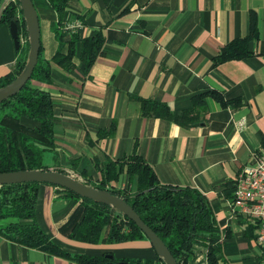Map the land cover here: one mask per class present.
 <instances>
[{"label":"crops","instance_id":"0c3cea01","mask_svg":"<svg viewBox=\"0 0 264 264\" xmlns=\"http://www.w3.org/2000/svg\"><path fill=\"white\" fill-rule=\"evenodd\" d=\"M33 1L42 54L51 60L59 49L52 29L57 14L46 0ZM70 9L85 17L82 37L103 29L107 44L88 77L76 59L71 73L53 64L52 83L32 81L54 101L55 137L54 145L46 146L44 161L52 163L47 166L79 179L87 170L96 183L109 160L138 155L161 183L197 189L208 198L228 264H264L253 225L230 211L240 172L264 147V0H77ZM16 61L10 27L2 26L0 78ZM203 94L197 126L142 112L140 99L163 103L181 116ZM128 184L126 173L115 183L117 188ZM80 204L60 187L40 186L38 222L61 248L161 264L145 239H104L97 245L70 240L83 214ZM0 264L81 263L0 237ZM190 264H207L203 249H196Z\"/></svg>","mask_w":264,"mask_h":264},{"label":"trees","instance_id":"16d2710c","mask_svg":"<svg viewBox=\"0 0 264 264\" xmlns=\"http://www.w3.org/2000/svg\"><path fill=\"white\" fill-rule=\"evenodd\" d=\"M46 1L57 14L52 29L59 49L51 60H47L43 57L41 44L39 61L31 80L18 94L0 104V173L51 170L45 165L44 158L48 152L46 148L54 145V101L49 92L33 87L32 81L52 83V65L56 64L71 73L77 67L76 59L80 60L84 74L88 77L107 44L103 29L94 31L89 37L81 36L80 28L84 25L85 17L70 9V3L77 0ZM4 3L5 0H0V28L10 27L13 21L17 22L20 49L16 50L17 61L12 72L0 78V89L22 73L30 50L20 2L9 0L6 5ZM129 10L128 7L126 12ZM73 23L81 26L71 28ZM204 95L194 97L193 107L181 116L173 115L163 103L142 99L140 102L144 115L171 119L189 128L201 124ZM213 95L223 102L222 97ZM53 170L70 175L63 169ZM88 173L85 170L80 175L82 179H76L124 199L162 239L178 264H190L197 248L204 250L207 264H228L222 256L223 240L218 237L219 225L215 210L208 198L197 189L161 183L155 170L138 155L122 160H109L103 165L99 182L93 183ZM123 173L128 174L129 184L124 188H117L115 183ZM41 185L44 184L31 182L0 186V237L17 245L81 264H141L140 261L130 259H110L107 258L108 254H72L61 248L46 234L37 219ZM60 189L69 197L80 201L83 211L81 219L75 223L76 226L68 236L70 240L90 245H97L104 236L109 243L148 240L134 222L114 208ZM159 261L164 264L160 259ZM146 264L156 263L147 261Z\"/></svg>","mask_w":264,"mask_h":264},{"label":"water","instance_id":"95a60500","mask_svg":"<svg viewBox=\"0 0 264 264\" xmlns=\"http://www.w3.org/2000/svg\"><path fill=\"white\" fill-rule=\"evenodd\" d=\"M21 4L23 16L27 25L30 50L28 60L22 73L10 84L0 89V104L18 94L31 80L34 70L38 64L41 49V28L39 16L33 0H17ZM9 0H5V5ZM2 7V9L5 7ZM10 33L14 40L16 50L20 49L19 30L16 21L10 24ZM42 183L54 185L69 190L78 196L92 200L96 203L104 204L114 208L134 222L144 233L148 241L154 248L158 258L164 264H178L166 244L162 239L147 226L134 208L124 199L113 195L108 191L99 190L88 186L71 175H67L54 170H31L0 173V186L22 183ZM107 258L113 256L108 254Z\"/></svg>","mask_w":264,"mask_h":264},{"label":"built area","instance_id":"2783aa9c","mask_svg":"<svg viewBox=\"0 0 264 264\" xmlns=\"http://www.w3.org/2000/svg\"><path fill=\"white\" fill-rule=\"evenodd\" d=\"M73 23L71 28H78ZM230 211L254 226L255 240L264 255V147L254 152L249 165L240 172L234 185Z\"/></svg>","mask_w":264,"mask_h":264},{"label":"rangeland","instance_id":"374dc122","mask_svg":"<svg viewBox=\"0 0 264 264\" xmlns=\"http://www.w3.org/2000/svg\"><path fill=\"white\" fill-rule=\"evenodd\" d=\"M25 44H26V43H25ZM51 164H52V163H47V162L45 163V165H51ZM104 239L106 240V237H105V236H104V238H103L102 240H104Z\"/></svg>","mask_w":264,"mask_h":264}]
</instances>
